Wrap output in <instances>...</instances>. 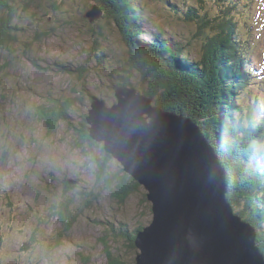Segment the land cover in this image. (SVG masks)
<instances>
[{
	"label": "rangeland",
	"instance_id": "rangeland-1",
	"mask_svg": "<svg viewBox=\"0 0 264 264\" xmlns=\"http://www.w3.org/2000/svg\"><path fill=\"white\" fill-rule=\"evenodd\" d=\"M65 1H69L70 4H65L64 9H67V12L61 11V15L54 14L50 6L44 9L39 0H33L30 4L20 1L18 6H15L18 9H16L13 25L15 28L22 26L23 30L17 33L19 37L16 48L10 52L15 53L13 55L16 56V61L20 60L21 55H24L26 62L13 64V67L8 69L0 67V82L6 80V84L1 85L0 83V87L3 89L0 91L1 103L3 102L1 94L8 97L4 100L5 107L0 106V114H2L0 115V261L2 264H113L115 261L122 264H172L171 258L178 261L179 258L182 260L181 257L186 255L188 258L185 260H190L191 253L185 248H201V243L197 239H194L198 241L197 243H193L194 240L189 241L191 245L188 241H181L178 248L173 249L169 242L165 247L162 242L164 237H161V241L158 240L161 245L160 253L162 255L163 252L168 253L167 256L163 259L159 258V260L154 257L152 249H148V245L144 244L146 239L150 240L152 237L153 240L155 238L154 218L159 211L155 210L141 182H139L141 189H134V192L127 197L126 204H121L120 201L114 200L115 196L111 189H106L95 176L91 164L95 159L94 156L105 166V176L107 174L114 175L116 178L114 183L123 185L122 179L116 174L113 166L117 165L116 167L123 168L122 165L126 164L127 159L120 161L119 152L111 149L109 147L111 144H108L110 149L108 151L104 143V132L97 130L95 124L94 127L87 119L90 117L93 107L98 106H94V103L103 104L102 109L106 114L108 113L106 111L111 109L113 97L114 100L117 99L112 94V88L119 77L123 76L122 70L127 66V62L131 61L130 58L128 59L131 53L130 43L125 44L123 36L117 31L118 28L116 29L114 27L116 25L105 18L104 12L94 22L88 21L87 12L97 4L93 0ZM196 1L198 0H143L142 3V0H131L126 7V10L130 9L128 20L132 16L141 15L145 23L142 22L144 36H140L138 39L141 44H148L158 30L164 31H162L164 33L162 38L169 45L173 44V37L176 41L189 42L192 36L189 34L188 28L178 19L169 20V13L174 6L177 7L174 11H180L187 8V4L198 5ZM220 1H227L228 6H231L230 0H205L207 11L210 14H215L216 3ZM238 1L241 8L243 6L252 13L247 22L254 27L253 40L250 42V57L255 63L248 62L244 66L243 75L249 76L251 79L240 97L245 106H241L240 113L236 114V111L229 110L227 104L225 105L227 107L225 112L228 111L226 118L231 119L229 122L234 125L239 124L241 121L239 119L247 113L245 108L254 100L264 105V0ZM26 2H30V0H26ZM177 16L183 17L181 12L177 13ZM237 19L241 23L242 38L246 39V16L240 15ZM93 28L94 32L96 31L95 34L91 32ZM40 30L47 31L52 37L45 38L41 43H32L34 32ZM103 31L104 36L100 34ZM206 32L209 33V30L206 29ZM195 33H197V29ZM24 34L25 37H23ZM196 40L203 41V38L200 37ZM27 41L31 43L29 50H27L28 48L24 49ZM99 45L106 51V55L97 59V55L100 54ZM200 50L201 43L194 42L190 53H186V57L189 56V60L194 63L195 59L200 58ZM25 57L27 60L31 57L35 66ZM254 66H258L260 70V80L255 74L249 73ZM179 68L182 72L187 71L184 65ZM166 87H169V84ZM49 93L57 97H66V99L67 97L74 98L76 112L72 117L73 124L75 125L74 122H78V119L82 122L86 121L91 140L96 141L91 134V132L94 133L93 130L98 138L99 136L103 138L102 141H96L103 145L102 150L101 147L94 149L90 143L80 144L78 136L68 130L63 122H60L56 130L53 131L54 133L48 136L41 126L38 130L36 125L33 129H29L31 125L28 126L26 122L31 116L32 105L36 102L42 103ZM224 100L233 105L231 97H225ZM188 106L190 107V105ZM160 109L172 113L163 108ZM182 116L187 117V115ZM194 116L198 119L196 114ZM191 121L195 122L193 119ZM229 122L227 121V123ZM144 125L150 128L151 124L144 123ZM230 125H225L223 122L218 125L220 129L217 131V136L219 135L218 139L222 145L228 146L230 140H234L236 143L239 141V144L248 142L249 138L244 134L245 132L244 135H239V139L233 134H229L227 129ZM163 132L168 131L163 130ZM247 146L249 147L244 144V148H246L241 154H245V158L251 164L264 165L263 145L253 144V147H250L251 145L247 144ZM252 154L254 158L257 155L263 157L259 156V159L256 157L258 161L252 160L247 156ZM135 155L142 160L137 153L131 154L132 157ZM151 156L158 157L153 153ZM151 156L148 155V161L145 159L143 161L147 164L148 169L155 170ZM132 160L134 173L140 178L143 169L140 170L139 165L138 167L135 165L137 161L133 158ZM191 160L195 163L193 158ZM163 163L167 164L166 161ZM223 167L225 168L224 165ZM231 168L235 169L234 166ZM238 168L241 171V167ZM261 170L263 171L264 168ZM124 172L127 175L128 182L126 184L130 187L132 185L130 177L133 179V176L131 172ZM258 175L260 174L258 173ZM194 177L195 175L191 179L193 180ZM241 177H239L240 188ZM65 179L73 181L78 188L65 190L64 197L62 183ZM154 181L155 178L151 175L150 182L154 184ZM169 184L167 189L172 190L174 185L169 186ZM177 190L179 189L176 184L175 192ZM226 196L228 198V194ZM64 199H68L71 203L72 228L70 231L64 230L65 234L59 237V239L63 238L60 244L48 247L49 242L56 234L65 229H61V224L55 218H51L52 207L58 206L60 203H67L68 201ZM79 205L86 211L83 209L81 211ZM232 207L235 216L242 220V223H238L239 225L244 227L245 224H248L253 229L255 228V244H258L259 229L252 222V208L245 205L241 209H235L234 205ZM256 210L259 209L256 207ZM262 216L264 223V215L262 214ZM41 219L43 220L42 232L38 230ZM140 227L142 228L138 231ZM248 231L245 235L253 234ZM134 232L136 235L143 232L141 233L143 237L140 245L136 243L137 239H140V235L135 237V249L130 250L128 248L130 241L127 235ZM34 237L39 244L32 242ZM30 241L34 249L23 250V245ZM252 248L253 250L249 249L248 251L257 257L256 248L254 246ZM227 250L230 253V261L237 259L235 248ZM161 260H164L163 263Z\"/></svg>",
	"mask_w": 264,
	"mask_h": 264
},
{
	"label": "trees",
	"instance_id": "trees-1",
	"mask_svg": "<svg viewBox=\"0 0 264 264\" xmlns=\"http://www.w3.org/2000/svg\"><path fill=\"white\" fill-rule=\"evenodd\" d=\"M20 1L30 4L33 0H30V2H26V0H0V67L2 69L12 68L13 64L17 65L26 62L24 55H21L20 60L17 59L16 61V56L13 55L15 53L10 52L16 48V42L19 37L17 33L23 30L22 26L15 28L13 25L16 9H18L16 7ZM39 1L42 3L44 9L47 6L52 7V12L56 15H61V11L67 12V9H64L65 4H70L69 1L65 0ZM93 1L102 8L105 18L116 25L114 27L116 29L118 28L117 31L123 36L122 39L125 44L130 43L131 53L128 59L130 58L131 61L129 60L127 66L123 68V76L119 77L114 87H134L139 92L151 98L157 107L178 115H187V117L193 119L195 123L197 122L200 125L202 131L217 149L218 157L228 173L227 180L228 188L230 189L228 193L229 201L234 205L235 209H241L243 205L252 208L253 221H251L259 229L258 244L264 253V223L262 222V214L264 215V170H261L264 168V165H259V163H252V165L245 158L246 155L241 154L246 147H249L247 144L251 145L250 147H253V144L257 146L263 145L264 149V144H262L264 141V105L254 100L253 103L245 108L247 113L239 119L241 121L238 125L230 123L229 121L231 119L226 118L228 111L225 112L227 108L225 106L226 104L229 110L236 111V114L240 113L239 109L241 106H245L240 97H242V93L248 87V81L251 80L249 76L243 75L244 66L248 62H252V57H250V42L253 40L252 32L254 31V27L250 25L251 23L247 22L250 20L251 11L246 10L243 6L241 8L238 0H230V7L227 1L216 3L217 11L215 14H210L207 11L205 0L196 1L198 5L192 3L187 4V8L180 11H174L177 8L174 6L169 13V20L175 18L181 21L188 28L189 34L193 38L191 37V40L186 42L176 41L173 37V44L169 45L163 40L164 31L160 29L161 32L159 30L156 31L154 36H152V40L144 45L141 44L140 40L138 41L140 36H144L143 34L145 32L144 25L142 24L144 21L141 15L132 16L130 17L132 20H128L130 9L126 10V7L128 6V2L130 4L131 0ZM179 12L182 13L183 17L179 18L177 16ZM240 15L246 16V39L242 38L240 31L241 23L237 19ZM196 29L197 33H195ZM206 29L209 30V33L206 32ZM91 32L95 34L96 31L94 32L93 28ZM52 33L55 34L54 32ZM100 34L104 36V31ZM25 36L24 34L23 37ZM50 37H52L50 33L40 30L34 32L31 40L32 43H41L45 38ZM200 37L203 38V41L196 40ZM198 41L201 43L200 58L195 59V62L192 63L189 60V56L186 57V53H190V48L193 47V43H197ZM26 48H28L27 50L31 49V43L28 41L24 49ZM99 50L100 54L97 55V59L106 55V51L100 45ZM13 56L14 59L12 60ZM25 59L27 60L26 57ZM27 61L35 66L31 57ZM253 62L252 64L255 63ZM181 65H184L187 71L182 72L181 68H179ZM249 73L255 74L259 80L261 79L258 66L251 68ZM229 77L231 78L227 81ZM5 81L2 80L0 82L1 85L6 84ZM168 84L169 87H166ZM0 91H3L2 87H0ZM113 91L112 88V94ZM225 97H231L233 105L226 103L227 100H224ZM6 98L8 97L1 94V100L3 102L1 103L0 101V106L5 107L4 100ZM240 102L241 104L239 105ZM74 105L76 104L72 97H67L66 99V97H57L49 93L42 103L36 102L32 105L30 111L31 116L26 124L28 126L31 125L29 129H33L36 125L38 130L41 126L48 136L54 133L53 131L56 130L60 122H63L68 130L75 136H78L77 138L80 140V144L90 143L94 149L101 147L102 150V144L91 140L86 121L82 122L78 119V122H74L75 125L73 124L72 117L76 112ZM242 109L244 108L242 107ZM212 110L216 112H212ZM194 114H196L198 119L194 118ZM229 115L232 114L229 113ZM220 122L225 123V125L231 124L227 129L228 133L233 134L237 139H239V135L245 134L249 138L248 142H240L239 144V141L236 143L234 140H230L227 144L228 146L222 145L218 139L219 135L217 136V131L220 129V126H218ZM244 144H246L245 148ZM247 156L252 158V160L256 159V157L259 159V156L260 158L263 157L262 155H257L254 158L253 154ZM94 158L91 164L93 165L95 176L106 189H111V192L116 198L113 197L115 201L126 204L127 197L130 193H133L134 189H141L140 184L131 177L130 182L132 185L128 187L126 184L128 182L127 175L124 169L116 167L117 165L113 167H115L116 174L122 179L123 185L115 184L116 178L114 175L107 174L105 176V166L99 162L96 156ZM107 158L112 160L110 157ZM232 166L235 169H232ZM239 166L241 167V171H239ZM239 177H241L240 183L243 185H240L241 188L239 187ZM62 188L63 196L65 197V190L68 191L69 189L78 187L70 179H65L62 183ZM260 196L261 198H259ZM64 200L68 201V199ZM70 204V201H68L65 204L60 203L58 206L52 207L51 218H55L61 224V229H65L56 234L52 241L49 242L48 247L53 244H60L63 238L59 239V237L65 234L64 230H71L72 210ZM256 207L259 209L258 211H255ZM79 208L82 211L83 207L81 205H79ZM77 216L79 215L77 214ZM42 226L43 220L41 219L39 221V231H41ZM135 233L127 235L130 241L128 246L130 250L132 248L135 249ZM35 240L36 237L33 238L32 242L39 244ZM31 249H34L31 241L23 245V250ZM0 264H2L1 261ZM113 264L122 263L115 261Z\"/></svg>",
	"mask_w": 264,
	"mask_h": 264
},
{
	"label": "water",
	"instance_id": "water-1",
	"mask_svg": "<svg viewBox=\"0 0 264 264\" xmlns=\"http://www.w3.org/2000/svg\"><path fill=\"white\" fill-rule=\"evenodd\" d=\"M95 8V10H91V11H86L87 15L86 18L88 19L89 22H94L95 19L99 18L100 16L103 15V10H101V7L97 4H95L94 6H92ZM115 97L117 98V102L116 104H114V106L111 107L110 110L106 111L108 113L105 114V110L102 109V105L100 102L98 103H94L93 105L96 106L98 105L96 108L93 107L94 109L90 111V117H88V122H91L92 125L96 126L97 130H101L100 127L102 128V131L104 132L105 136L104 139V143H105V147L108 151H110L109 147L111 149L117 150L119 152V157H120V161L126 160V164L124 163V165H122L124 171H127L128 173L131 172V175L133 176V178L139 183L141 182L144 187L148 190V195L151 199V202L153 203L155 210L157 209L158 214L157 216L154 218V226L153 228H155V238L152 240V237L148 239H146L144 241V244L148 245V249H152V247L154 246V242L155 239L158 241H161V237H164V242H166V238L169 235L170 237H175L180 239V241L185 242V240L187 241H193L194 239H196V237H192L193 233L197 231L196 228H194L193 226H200L203 225L205 226V229L208 232V228L211 230H214L216 232V237L219 238H224L226 236V234L229 233V231L234 230V232L238 233L239 231L242 232V235H245V233L248 232H252L253 234L251 235H246L247 238V247L248 250L251 249L253 250V246L252 243L255 244V228L253 229L251 226H249L248 224H245L244 227L239 225L238 223H242V220L235 216V212L233 211V207L232 205L229 203V199L227 198V190H225L226 187V182H225V168H222L221 164H220V160L219 157L217 156V154L215 153V151L211 148V146L208 144L207 139L203 136L200 128H198L196 126V123L191 121V119L184 117V116H179L176 114H172V113H167L164 112L163 110L160 109V107L157 106H153V100L145 95H143L141 92H139L137 89H135L134 87H119L115 90ZM145 103V104H143ZM104 106V105H103ZM131 108L132 110V115L133 113L135 115H133L135 118H137V121L139 123V125H141L142 123V127H143V123L145 124H151L150 126V130H155V125H157L158 123H163V125L165 124V122H171L174 124L173 128L174 131L173 133H171V129H166L167 135H174L175 136V141H174V145L177 146H182L181 150L184 152L187 156H193L195 163L196 164H200L201 166L203 164L206 163V161L208 162V164L212 167V171L211 172H207L205 171L204 174L207 178L206 183L204 186H201V184L203 183V181H199L200 176L198 175V173L195 175V177L193 178L194 181H196V183H194V181L188 184V183H179L177 184V187L179 190H177L175 192V182H174V188H172V190L169 189H163L162 191L164 192L165 190H169V191H165V197L164 199H170L172 200V202L174 203L175 201L179 202L182 206H183V212L179 213V216H170L169 218H173L175 223L173 224L172 228L169 229L167 228L165 230V227L160 231L157 226L155 224L156 220H162V211L160 209H162L159 206L160 201L162 200V193L158 192V190L156 189L155 185L152 184L151 182L145 180H142L141 177H137L134 173L133 170V160L134 156L132 157L131 154L129 155V153H132L134 155V153H137L141 159H145V161H148V154L144 153L142 150V147H138L137 148V144L135 147H133V151H129V143H132L130 140L127 139V135L129 134V132L127 131H123V128L125 127V125H123L119 131H116L117 136H112L111 134V118H110V114L111 112H118V121H122L124 122L126 115L125 113L127 112V110H129ZM147 108L151 109V113L150 116H153L154 119H151L148 117L147 114ZM137 111L142 112V115L140 116L141 119L139 118V116L137 115ZM105 121H109L108 123ZM150 121V122H148ZM137 122L136 124L133 126L132 125V129L134 131H137ZM94 126V127H95ZM93 127V128H94ZM191 129L193 130V133H191ZM171 133V134H170ZM175 133V134H174ZM93 138L99 141H102L103 138H101L99 136H97V134L92 133ZM190 134H194L196 136V138H194V140H190ZM120 135V136H119ZM112 137V138H111ZM189 138V139H188ZM118 141V142H117ZM108 144H111V146L108 147ZM190 144L193 146V149H190ZM174 146V147H175ZM172 147V146H171ZM177 148L175 147V149L177 150ZM160 150V149H158ZM194 150L197 151V158L195 157L194 154ZM168 151V150H167ZM155 155H157L158 157H152V160H155L156 158L161 159L159 156L160 154L155 153ZM131 156V157H130ZM163 160V159H161ZM125 162V161H124ZM164 162V161H163ZM129 164V165H128ZM209 166V167H210ZM214 173V174H213ZM217 177L218 181H217V185L215 187V185H213L214 180H216L215 176ZM157 179H155L156 181ZM199 181V182H198ZM171 186V184L169 185ZM214 186V189H213ZM217 188V189H216ZM217 191V192H216ZM225 195H221L219 196L221 193H225ZM218 201L221 203V206L218 204ZM195 205H201L202 208L206 209V210H198L197 207ZM226 208L230 211L228 212L226 210ZM169 213V209L167 211ZM225 212L227 213L228 217L230 218L229 222L226 219L225 216ZM210 213V214H209ZM169 215V214H168ZM167 217V216H166ZM197 217V219H196ZM197 221H199L200 223L197 225ZM235 222L234 224H229ZM192 223H196V225L192 224ZM185 225L186 229L188 228V226H190L191 230L190 232L187 234V239L184 240V236L181 235L182 230H181V225ZM242 229H240V228ZM157 228V230H156ZM244 228L246 230H244ZM240 229V230H239ZM168 230H170V232H168ZM196 230V231H195ZM244 231V232H243ZM205 232V233H207ZM140 232V239L138 238L136 243L138 245H140V242L142 240V235ZM146 232H144L145 234ZM200 234V233H199ZM201 235H204L201 233ZM146 236L147 233H146ZM206 236V237H205ZM248 236V237H247ZM205 239L207 240V242H203L201 241V248L202 246L207 249L208 252H211V248H212V241H214L213 238H211L210 235H204ZM160 238V239H159ZM183 238V239H182ZM173 239V238H172ZM249 239V240H248ZM148 240H149V244H148ZM224 240L219 239L218 240V245ZM250 241V242H249ZM252 241V242H251ZM174 242V241H173ZM153 243V245H152ZM175 244H170V246L173 249H177L179 246L178 242H174ZM251 244V245H250ZM167 245V242L166 244ZM254 247H257L256 245ZM224 247H221V249H223ZM180 252V251H179ZM178 252V253H179ZM177 253V254H178ZM256 253H257V257L260 260L259 257V250L256 249ZM204 261L205 263L202 261V264H210V261L207 257V255L205 254L204 256ZM234 262V264H240L238 259H233L232 260ZM201 262V261H199ZM230 261H226L223 264H228ZM262 263V262H261ZM264 264V263H262Z\"/></svg>",
	"mask_w": 264,
	"mask_h": 264
},
{
	"label": "bare ground",
	"instance_id": "bare-ground-1",
	"mask_svg": "<svg viewBox=\"0 0 264 264\" xmlns=\"http://www.w3.org/2000/svg\"><path fill=\"white\" fill-rule=\"evenodd\" d=\"M117 113L111 112V114H110V118H111L110 130L112 133L111 135L117 136L116 131H119L120 128L123 125H125V127L123 128V131L129 132V134L127 135V139L132 142V143H129V151H133V147H135L137 144V148L141 146L143 152L148 154L149 156H151L152 153L155 154L158 152V154H160L159 157L161 159H163V160H161V159L156 158L155 160H152L153 167L155 168V170H153V169H148L147 164H145V162L143 160L138 159V157L136 155L134 156V160L137 161V159H138V161L136 162L135 165L137 167L139 165L140 170L143 169L141 171L142 172L141 173V179L142 180H145V179L148 180L149 179V182H150V176L152 175L155 179H157L156 181H154V185H155L156 189L158 190V192L162 193V200L159 203V206L162 208V209H160L162 211V220H156L155 221V224L158 225L157 228L160 231L164 227H165V230L167 228L171 229L173 224L175 223V221L173 218H169V217L172 215L173 216H179V213H182L184 208L177 201H175L173 203L172 200H170V199H164L165 194L162 190L167 189V186L169 183L171 185H173L174 182H175V185L178 184V182L189 184L192 180L191 178L194 175H196L197 173L200 176L199 181H201V180L203 181L201 186H204L206 184L204 182H206V180H207V178L204 174V171L211 172L212 167L208 164L207 161L202 166L200 164L194 163L191 160V158H193V156H187L185 154V151L183 152L181 150L182 146H178V148H177V146L174 145L175 136L173 134L168 136L167 132L166 133L163 132V130H165V128L167 130L172 128L171 133H173V131H174V128H173L174 124L173 123L167 122V121L165 122L164 125H163V123H161V124L158 123L157 125H155V130L152 131L148 127H146L144 125V123H143V127H142V123H141V125H139L137 118H135L133 116L135 114L134 113H133V115L131 114L132 113L131 108L129 110H127V112L125 113L126 118H125L124 122L118 121ZM150 113H151V109L147 108V114H145V115H148L149 118L154 119L153 116H150ZM137 115L141 119L140 116L142 115V112L137 111ZM179 116H182V115H179ZM105 122L108 123L109 121H105ZM136 122H137V125H136L137 131H134L132 129V125L134 126L136 124ZM148 122H150V121H148ZM196 126L198 128H200L203 136L207 139L208 144L211 146V148L215 151V153L218 156L217 149L211 143V141L207 138V136L204 134L200 125L196 123ZM100 129L102 130L101 127H100ZM157 130H159V131H157ZM160 131H162V132H160ZM93 132L96 133L94 130H93ZM191 133H193L192 129H191ZM194 138H196V136L194 134H190V140L191 139L194 140ZM170 146H172V147H170ZM174 146L177 148V150L175 149ZM158 149H160V150H158ZM190 149H193V146L191 144H190ZM130 154H132V153H129V155ZM194 154H195L196 159H198L196 150H194ZM163 161H166L167 164L163 163ZM169 162H171V163H169ZM220 164H221L222 168H224L222 162H220ZM224 171H225V169H224ZM215 178H216V180H214L213 185H215V187H216L218 179L216 176H215ZM227 178H228V173L225 171V182H226V187H227V188H225V190H227V192H228V180H227ZM193 181H194V179L192 180V182ZM194 183H196V181H194ZM144 189L146 190L147 193H149L145 187H144ZM213 189H214V186H213ZM225 194H226V192L223 194L221 193L219 196L225 195ZM229 203L231 204L230 201H229ZM218 204L221 206V203L219 201H218ZM195 206L197 207L198 210H206V209L202 208L201 205L200 206L195 205ZM168 209H169V213L167 212ZM226 210L228 212H230L227 208H226ZM225 216H226L227 221L229 222L230 218L228 217L226 212H225ZM196 219H197V217H196ZM199 223L200 222L197 221V225ZM234 223L235 222H232L229 224H234ZM192 224L196 225V223H192ZM193 227L196 228L197 231L195 230L196 233L194 232L192 237H197L196 239L198 241H200V243H201V241L207 242V240L205 239L206 236L204 237V235H210L211 238L214 239V241H212V243H213L212 248H211L212 251L208 252L207 249H205L203 246H202V248H198L196 246H195L196 248H185V250H188L189 253H191L190 260H185V258H188L187 257L188 255L181 257V258H183L182 260H180V258H179L178 261H177V259L174 260V258H171L173 260L172 264H185L184 260H185L186 264H202V261L205 263V261H204L205 254L208 257L210 264H223L226 261L227 262L230 261V259H229L230 253H228L227 249L232 250L233 248H235L237 250V259L239 260L240 264H262V263H264V254L260 250L261 248H260L259 244H253L252 243V246H255V245L257 246L255 248L259 250L260 260L258 257H254L253 255H251L250 252L248 251V247H247L248 244L246 243L247 242L246 235H242L241 231L236 233V232H234V230L231 229V231H229V233L226 234V236L222 239V238L216 237V232L214 230H211L208 228V232H207V230L205 229V226H203V225H200L198 227L197 226H193ZM157 228H156V230H157ZM240 229H242V228H240ZM181 230H182L181 235L184 236V240L187 239L188 238L187 234L191 230L190 226H188V228L186 229L185 225L182 224ZM244 230H246V229L244 228ZM168 232H170V230H168ZM205 232H207V233H205ZM201 233L204 235H201ZM219 239L224 240V241H222L218 245ZM197 240H194L193 243H197L198 242ZM173 241L178 242L180 244L182 243L180 241V239L175 238V237H170L168 235L166 238V242L167 243L169 242L170 244H175ZM186 241L187 240H185V242ZM162 242L164 244H166V242H164V241H162ZM188 243H189V241H188ZM189 245H191V244L189 243ZM165 247H166V245H165ZM221 247H225V248L221 249ZM160 250H161V245L159 244V241H157L155 239L154 246L152 247V253H153L154 257L158 260H159V258L163 259L165 256H167V253H168V252L167 253L163 252V255H162L160 253ZM162 250H163V245H162ZM161 261L163 263L164 260H161ZM199 261H201V262H199ZM228 264H234V262L231 260Z\"/></svg>",
	"mask_w": 264,
	"mask_h": 264
}]
</instances>
